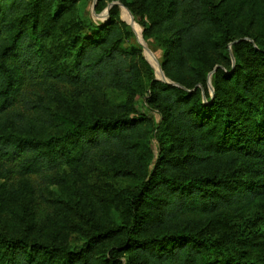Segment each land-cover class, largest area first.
Masks as SVG:
<instances>
[{
    "label": "trees",
    "instance_id": "trees-1",
    "mask_svg": "<svg viewBox=\"0 0 264 264\" xmlns=\"http://www.w3.org/2000/svg\"><path fill=\"white\" fill-rule=\"evenodd\" d=\"M108 1L174 85L123 47L116 7L92 26L83 0H0V264H264V21L242 33L232 0Z\"/></svg>",
    "mask_w": 264,
    "mask_h": 264
},
{
    "label": "rangeland",
    "instance_id": "rangeland-1",
    "mask_svg": "<svg viewBox=\"0 0 264 264\" xmlns=\"http://www.w3.org/2000/svg\"><path fill=\"white\" fill-rule=\"evenodd\" d=\"M243 0H232L231 4H229L228 9L229 10H233L236 9L237 11V19L235 20V24L238 26V28L241 30L242 33H250L253 36H257L260 28V21H264V10H261L258 6L255 8V10L251 11V6L250 8H248V3H244L241 2ZM97 4V0H83V2L80 5V14L82 16V19L88 20L90 22V24L92 26H102L106 23V21L109 18V12L110 9L113 7L117 8L118 11V21L122 24L125 25L126 27V31H128V33H130V36L128 38H126L123 42V47L124 48H134L137 50H140V53L142 55V57L144 58V60L146 61V63L150 66L151 70H152V76L153 79L156 81H161L164 82V79L162 77L159 78L158 75L156 74V70L154 68L153 64H157L158 68L162 74V70H161V51L159 49H157L154 45V43L152 41H148L145 40L143 37V29L141 26H139L135 21L134 18L132 16V14L118 1H108L105 4V7L100 10V11H96L95 10V6ZM112 7L109 8L110 5H112ZM122 10H125V12H127L128 15V19H130L132 21V23L138 27L139 29V34L138 31L129 24L128 20L126 19V17L123 16L122 14ZM240 42H248V43H252L253 40L249 37H242L241 39H236L233 42L228 44V51H229V56H230V60L232 62V64H234V59H233V45L238 44ZM212 52H217V51H210ZM214 57L217 59V54L213 53ZM217 68V66L208 74L207 77V86L209 89V93L212 96L213 95V88L211 86L212 84V75L215 73V69ZM165 77V76H164ZM166 79V77H165ZM167 80V79H166ZM169 84H172V82H170L169 80H167ZM166 83V82H164ZM174 85V84H172ZM41 91V90H40ZM38 91H34V89H28L27 90V94L28 96L31 97L30 93H36L37 95H42V93ZM134 107L136 109V111H138L139 113L142 114H148L150 116L153 117V119L158 122L159 121V115L156 112H150V110L148 109V107L145 104V96L138 99L135 104ZM150 147L152 149V151L156 154V141L153 139L150 142ZM3 176H1L0 174V184L3 182ZM17 184V183H16ZM40 208H43V206H41Z\"/></svg>",
    "mask_w": 264,
    "mask_h": 264
},
{
    "label": "bare ground",
    "instance_id": "bare-ground-1",
    "mask_svg": "<svg viewBox=\"0 0 264 264\" xmlns=\"http://www.w3.org/2000/svg\"><path fill=\"white\" fill-rule=\"evenodd\" d=\"M122 14H123L124 17H126V19L128 20L129 24H130L131 26H133V27L138 31V34H139L140 32H139L138 27H136V26L132 23V21H131L130 19H128L127 12H125V10H122ZM153 65H154V68H155V70H156V74L158 75L159 78L162 79V75H161V72H160V70H159V68H158V65H157V64H153Z\"/></svg>",
    "mask_w": 264,
    "mask_h": 264
},
{
    "label": "water",
    "instance_id": "water-1",
    "mask_svg": "<svg viewBox=\"0 0 264 264\" xmlns=\"http://www.w3.org/2000/svg\"><path fill=\"white\" fill-rule=\"evenodd\" d=\"M112 6H113V4H112V5H110L108 9H110V7H112ZM162 74H163V73H162ZM162 77H163V79H164V82H166V83H167L168 81L165 79L164 75H162Z\"/></svg>",
    "mask_w": 264,
    "mask_h": 264
}]
</instances>
